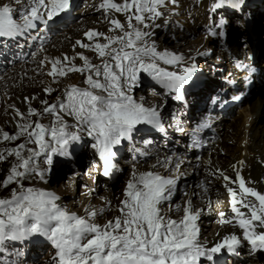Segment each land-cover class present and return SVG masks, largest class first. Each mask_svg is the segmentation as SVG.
<instances>
[{"label": "snow or ice", "instance_id": "obj_1", "mask_svg": "<svg viewBox=\"0 0 264 264\" xmlns=\"http://www.w3.org/2000/svg\"><path fill=\"white\" fill-rule=\"evenodd\" d=\"M176 2L101 0L97 10H103L113 26L109 31L115 33L119 30L120 34L107 35L92 29L84 34L91 43L78 40L76 44L94 51L102 62L93 64L83 53L77 54L83 61L80 66L73 63L76 57L64 56L62 60L47 61L51 65L47 75L54 81L75 72L85 76L87 87L69 85L64 90V99L58 103L49 105L48 101H43L46 105L43 113L29 108L30 116L52 115L54 119L50 125L29 122L18 125L17 135L2 133L4 141L17 140L25 135L27 140L16 148L0 152V160L7 156L17 159L3 181V187L17 183L19 189H13L9 198H0V264H12L3 257L9 243L33 237L51 243L55 249L54 264H201L202 259L213 261L222 250L235 253L242 241H247L253 251H264V194L246 186L239 172L238 190L228 187L234 216L225 218L223 212L219 216L224 225H232L235 221L243 230L242 237L236 234L225 236L210 248L200 242L197 222L201 211L193 209L191 199L183 206L169 204L168 212L184 213L179 218H173L163 210V205L172 200L178 181L185 175L180 171L183 163L180 158L175 162L172 157L157 159L150 170H134L117 209L119 215L103 225L95 222L97 211L86 209L87 215L79 216L58 204L59 197L55 194L25 188L22 184V180L31 174L47 182L45 176L51 168L38 170L37 158L43 155L45 163L51 166L54 157H69L70 148L81 141V133L94 141L92 147L103 162L102 174L109 177L117 170L114 149L124 141H132L141 125L163 131L157 106H145L142 101L134 99L131 92L139 86L142 73L169 93H175L177 100L183 99L185 86L192 85L198 70L196 64L183 67L181 71L162 67L161 63L179 65L184 57L158 50L154 42H149L152 33L144 31L159 27L154 21L163 16L161 9ZM244 3L245 0H215L211 11L226 7L238 10ZM73 7L74 0H28L20 13L22 22H18L9 6H0V46L37 29L38 23L48 25ZM115 13L123 14L125 23L116 18ZM210 34L216 35L214 31ZM45 91L51 93L53 89L49 87ZM17 115L23 118L19 110ZM65 117H71L75 123L69 124ZM28 143L36 147L28 148L30 155L25 157L23 150ZM198 143L193 140L194 145ZM159 168L169 174L161 173ZM221 175L225 181L230 179L223 173Z\"/></svg>", "mask_w": 264, "mask_h": 264}, {"label": "bare ground", "instance_id": "obj_2", "mask_svg": "<svg viewBox=\"0 0 264 264\" xmlns=\"http://www.w3.org/2000/svg\"><path fill=\"white\" fill-rule=\"evenodd\" d=\"M12 1L14 0H6V4L11 5ZM20 1L23 3L21 8L27 6L28 0ZM77 1L82 4L76 10L79 19L75 23H72L68 29L64 30V32H67L64 36H62L63 32L61 33L62 35L59 36H55L53 33H48L44 36V45L42 44L39 52H35V57L32 58L36 62H40V64L35 62L29 65L30 62L26 61L25 63L21 62L16 66L17 70L13 69L14 73L18 76L17 86L13 87V89H9V93L14 91L15 96L11 100H8L4 96V106H2L4 110L1 115L4 117L8 115L13 116L16 119L17 125L28 122V119L32 117L28 112L29 108H34L36 102L35 97L38 92H42L44 96H52L60 89L61 93L53 100V104H56L59 100L64 99V90L69 85L87 87L84 83L85 76L75 72H70L65 77H58L57 80L54 81L52 77L47 75L51 69V65L47 63L48 60L54 58H60L62 60L64 56L76 57L73 63L80 66L83 64V61L77 56V54L83 53V55L88 57L93 64H100L102 62L101 58H99L94 51L87 48H81L76 44V41L79 40L91 43L87 40L84 34L92 29L103 32L107 35L120 34L119 30H116L115 33L109 31L113 26L109 24L103 10H97V6L101 3V0H85L82 3L81 0ZM116 2L119 3L122 2V0H116ZM214 2L215 0H177L175 4L168 3L166 7L161 9L164 13L163 16L154 21V24L159 25V27L144 29V31H150L152 33L149 42H154L158 50H167L184 57V61L179 65H164L161 63L162 67H165L170 71H181L183 67L189 66L192 63H195L196 66L200 63V66L204 65L202 71L204 77L202 79L198 78L197 80L199 81L197 84L195 83L197 80L194 81L193 83L195 86L192 88L185 86L186 92L183 91V99L181 100L175 99V93H169L157 83L155 84L158 86L157 91L159 93L157 95L161 98L166 94L171 101L170 103H174L173 112L169 111L171 109L165 108L163 103L156 99V95L151 96L150 99L149 96L147 99V94L145 96L140 93L136 98L133 95L134 99L138 102L142 101L145 106H157L160 111L161 123L170 120V124L174 126V129L178 128L177 130L179 131H187V133L184 134L185 136L176 138L182 141H189V137H193L190 141H193L194 139L198 140L200 142L198 145L201 147L200 151H206V155H204L202 159L196 157L192 159L181 157L179 155L181 147L175 143V139L173 140V134H170L167 128V137L163 138V136L159 134L156 135L163 139L154 137V140H160L157 146L153 143L146 147H142V151L147 156L142 157L145 154H139L134 151L132 154L136 155H133V164L129 161L127 162L124 158V161H122L124 166L130 165L132 168L131 171H129L128 181L131 179L134 170L139 172L150 170V166L155 164L157 159L164 160L166 157H172L174 162L177 158L182 159L183 163L180 171L185 174H190L192 177V183L187 186V190L185 189L186 196L184 199L182 198L183 200L181 202H168L167 207L165 206L166 202L163 205V210L168 212L169 204L172 206H183L185 201L191 199L193 209L201 211L200 218L197 222L200 228V242L209 248L222 241L225 236L236 234L237 236L242 237L243 230L236 225L235 221H233L232 225H224L220 223L221 217L219 216V213L221 212L225 213V218H232L234 216L231 212V195L228 192V187L238 190V172L239 176L243 177L245 180L246 186L252 187L264 194V87H259V90L257 91L258 95L250 99L248 114L235 115L231 119H228L227 117L218 118L212 122L211 130L209 132H202L199 127L193 125L194 122L191 120V117L196 118V114L199 116L205 114L207 104L204 103V97L208 92L212 90L214 92L219 81L226 78L227 74H230V72L227 73L224 71V67L228 64L226 57L229 50L237 52L241 49L243 50L247 48L242 42V39H245L248 44L253 43V46L259 53V56L257 57L259 62V57L263 55L262 53L264 50V0H245L241 10H233L226 7L213 12L211 11V5ZM114 15L122 23H125L126 18L123 14L115 13ZM243 17L250 20L248 27L245 26ZM67 23L68 21H66L65 24ZM221 23L222 26H220ZM231 23L241 24V30H236L234 31V34L230 35L231 32H229L228 28H230ZM190 26H192V29L198 33L195 38L188 36L187 39H181L182 41L179 44H171L169 41L171 35L175 33H180L179 35H187ZM57 28L58 25L52 26L51 31L53 32ZM161 29L165 31L164 33L167 36L166 40H160L157 38V31ZM222 29L227 31L225 44L228 45V50L223 54H221L222 50H218L219 52L217 51V49H220L218 43L220 37L217 34L221 32ZM209 30L210 32L214 31L216 33L215 36H218L217 42H212L213 39L210 36L213 35L210 34ZM98 39L101 43L104 42L102 38ZM8 51L11 58L21 60L16 56L17 52L12 55L10 49H8ZM199 54H201L199 57L204 58V63H201L197 57ZM5 56H8V54ZM220 58L222 59L220 65L217 64V62H214V59L217 61L218 59L220 60ZM224 60L226 62H224ZM41 61H44V64H41ZM207 62L219 66L213 69L209 67ZM27 72H30V74ZM14 73L9 71L8 75L12 76ZM26 74L33 76L34 83H27V80L23 78ZM10 79L12 80L13 77ZM49 87L53 89L51 93L45 91V89ZM150 89L151 88H148V90ZM17 110L23 114V118L17 115ZM41 118H43V121L41 122H45L47 125H50L54 119L52 115H46V117L42 115ZM65 119L69 124L75 123L71 117H65ZM189 119L191 121H189ZM197 119L201 118L197 116ZM148 131L152 130L146 129L144 132ZM139 135L140 133L134 138V143H136ZM151 136L152 135L149 137ZM206 139L207 145L213 144L215 146V149H212L211 152L207 151L202 146ZM91 141L93 144L94 141L92 139ZM129 144L132 146L131 141H129ZM193 146L197 147V145L194 144ZM85 147L90 149L92 145L87 142H78L70 148L71 155L69 156V159H66L63 163L61 162V164H58L57 166L59 156H56L53 159L54 164L51 166L45 164L40 168L41 170H44L48 167H52L57 176L58 174L64 175L68 173V175L66 174V176H64V180L61 178L58 182L52 184V175L50 171L45 176L47 182L39 178L34 184V188L55 194L59 197V200L57 201L58 204L66 208L69 212L75 213L79 216H86V209L97 211L98 215L95 218V222L103 225L119 215L117 209L120 206V201L124 198L123 192L127 181L126 183L120 184L119 191L117 189L114 194H112L108 185L110 186L112 185V182L119 180L121 175L117 174L118 171H116V175L113 176L114 180L110 182V176L105 177L102 174L103 162L99 159L95 149L92 147L95 152L93 156L89 149ZM125 149L127 151L126 146L124 147L121 145L114 149L117 153L114 159L116 164H118L117 159L119 156L124 157L128 154ZM88 166L92 167L89 171V176L91 177L92 174L96 175L95 179L93 178V180H91L88 189H83L84 183L81 179H78V177L75 180H68V177L72 175L73 172H81V168L82 171H85ZM158 171L168 175V172H166L164 168H159ZM221 173L230 179L225 181ZM80 176L81 174L79 177ZM233 181H236V183H233ZM81 193L84 194L86 201L83 200L84 197H82L80 201L75 198L67 200L66 194L76 196ZM98 200L100 201L99 203H97ZM79 204L81 207L76 209ZM242 210L247 211L244 209ZM168 214L173 218H179L184 213L181 211L176 213L168 212ZM207 215L215 218L213 224L207 220ZM211 225H213V230H210L209 228ZM20 242L22 243V240L19 241L16 246L21 247L23 244H20ZM37 243L41 248V242L38 241ZM47 244L51 246L49 241L46 242V245ZM238 248L237 255L235 257L229 256L224 264H242L245 258L252 256V249L247 241H242ZM54 250L55 249H53V251ZM38 253L41 254L42 252L40 250L37 251L36 249L31 252L30 249V251L27 252L26 260L29 257H32V259H34V264H37L33 256H36ZM262 257L264 258V256ZM42 260L45 261L43 264H49L46 259H41L40 262ZM261 263H264V261H257V264Z\"/></svg>", "mask_w": 264, "mask_h": 264}, {"label": "rangeland", "instance_id": "obj_3", "mask_svg": "<svg viewBox=\"0 0 264 264\" xmlns=\"http://www.w3.org/2000/svg\"><path fill=\"white\" fill-rule=\"evenodd\" d=\"M83 1H85V0H81V3ZM77 3H79V2L77 1ZM22 4L23 3L20 0H14V1H12L11 5H7L6 4V0H0V6H4V5L9 6L12 9V14L15 16L14 18L18 22H22L20 20V13L25 8V7L21 8ZM80 5H82V4L79 3V5H75L73 7V9L71 10V14L78 15V13H76V10L80 7ZM69 17H70V14L68 12V13L62 14L60 17L55 18L56 21L54 20L52 22H49V25L51 27L54 26V25H58V28L55 31H53V32L50 31V32L53 33L55 36L56 35H58V36L62 35L61 34L62 32H63L62 36L66 35L67 32H64V30L68 29L72 25V23H75L79 19V17L76 16L75 19L70 21L71 24L70 23L65 24L66 21L69 19ZM249 18H250V16H249ZM243 19H245V17ZM42 26H43L42 23H38L37 29L29 30V32H26L23 35L25 38H22V41H24L25 44H23L21 46H25L27 51L22 49V51L19 52L20 57L19 56H17V57H19L21 60L16 59L15 57H14L15 59L9 57L8 49L5 50L2 53V47L0 48V56H2V58H3L2 65L0 66V85H1L0 86V131H1L0 132V152H3L5 149L16 148L20 144L26 143V140H27V136L26 135L25 136H21L19 139L13 140V141H4L2 139V133H4V132H7L9 135H17L18 132H19V127L16 124V119L13 116L8 115V116L4 117V116L1 115L2 111L4 110V108L2 106H4L3 105L4 96L8 100L13 99L14 96H15L14 91H11V93H9V89H13V87L17 86V77L18 76L14 73L13 69H16V66H18L21 62L25 63L26 61H29L30 62L29 65H31V64L36 62L32 58L35 57L34 53L35 52L38 53L40 48L42 47V45H40V43H39V41L42 38V31H41V29H43ZM192 28L193 27L190 26V28H189V30L187 32L188 33L187 35H184V34L179 35L180 33H175V34L171 35L170 38H169V41L171 42V44L176 45V44L181 43V41L183 39H185V38L187 39L188 36L191 37V38H195L198 35V33L195 32ZM241 28H242L241 24H238V23H234L233 24V23H231L230 24V28H228V30H229V32H231L230 35H232V34L235 33L234 31H236V30L240 31ZM164 32L165 31L163 29L157 31V38L160 39V40L161 39L162 40H166L167 36L165 35ZM209 32H210V30H209ZM210 37L213 39L212 40L213 43L218 41V37L217 36L213 35V36H210ZM11 50H13V49H11ZM1 53H2V55H1ZM7 54H8V56H5ZM23 54H27V57L26 58H22L21 55H23ZM199 56H201V54H199L197 57L199 58L201 63H204L205 62L204 58L199 57ZM214 62H217V64L220 65V63L222 62V59L220 58V60L218 59L217 61H216V59H214ZM224 62H226V61H224ZM36 63L40 64V62H36ZM207 63L209 65V67H211L213 69L219 66V65L215 66L213 63H209V62H207ZM201 68H203V67H201ZM9 71L11 73H14V74L12 76H9L8 75ZM27 73L30 74V72H27ZM28 74L24 75L23 78L25 80H27V83L28 82L30 84L34 83L33 76H31V75L29 76ZM12 77H13L14 80L10 79ZM141 77L145 80V77H148V76L146 74L142 73ZM5 78H6V81H5ZM148 81H150V82H148V84H151V83L156 84V82L151 80L150 77H148ZM14 84H15V86H14ZM156 87H157L156 85H153V86L145 85V87H144V85L140 84V86L133 88L134 89V93H133V89H132L131 95L132 96L134 95L135 98H136V96H138L140 93L144 94L145 96L147 94V99H148V96H149V99H150L151 96L156 95L157 96L156 99L159 100L161 103H163V106H165V108L171 109L169 111L173 112L174 103H170L171 101L169 100L168 96H166V94L164 95V97L160 98V96L157 95L159 92L157 91L158 89ZM148 88H151V89L148 90ZM60 93H61L60 89L57 90L56 93L53 94L52 96L51 95H48V96L45 95L44 96L42 92H38L36 94V97H35V101L36 102L34 104V108L33 107L32 108L35 109L39 113H43V109L46 107V105L43 103V101H48V104L51 105V104H53V100ZM43 115H44V117H46V115H49V114H43ZM171 115H173V114H171ZM41 117H42V115H40V116H32V117H30L28 119V122H26V123H29V122L34 123L36 121H39L40 123H43V124L47 125L45 122H41V121H43L42 120L43 118H41ZM166 122H168L167 124H170V120L169 121H165V123ZM171 127H173V128H171ZM146 129H144L142 131V133H145L144 131ZM168 130H169L170 134H173V136H174L173 140L175 139V143L181 147V151L179 153V155L181 157H185V158L187 157V158H191V159L196 157V158H201L202 159L204 157V155H206V151L205 152L200 151L201 147H199V145H197L198 148L196 146H193V147L189 148L186 145L187 143L186 144L184 143L186 141H182L180 139L179 140L177 139L178 137L185 136L184 134H186L187 131H179V130H177L175 132L174 131V126L172 124H170V127H168ZM136 133H134V134H136ZM81 136H82V139H81L80 142H87V143H90L92 145V141H91L90 137H88L84 133H81ZM155 142L158 145V142H160V140L159 139L158 140H154V144H156ZM151 144H153V143H151ZM137 145L141 146L139 143ZM121 146L125 147V144L123 143V144H121ZM34 147H35V145L31 144V143H28L26 145V148L23 150V154L25 155V157L30 155V153L27 151V149L28 148H34ZM142 147L139 148V149L142 150ZM85 148L89 149L88 147H85ZM212 149H214V148H212ZM212 149H209L207 151L211 152ZM89 151L94 156L95 152H94V149L92 147H90ZM125 151H126V149H125ZM126 152H128V154L126 156H124V157L123 156H119L118 157V159H117V163L118 164H116V165H118V167L121 165L119 167L120 172L118 171V173H117V174L121 175V178L119 180H117V181L112 182V185H110V186L108 185V188H109L110 191H112V194H114V192L117 189L119 191L120 184L126 183L128 177H129V171H131V169H132L130 165H125L124 166V164L122 163V161H124V159H125V160H127V162L129 161L130 163L133 164V161H134V158H133L134 156L133 155L134 154H132V152L129 151V150H127ZM66 159H69V157H59V162L57 163V166H58V164H61V162L63 163ZM16 162H17V159H16L15 156H7L6 159L0 160V198H9L11 196V193H12L13 189L19 190L17 183H12L8 187H3V181L10 174L11 167ZM45 164H46L45 163V157L43 155L37 158L36 167H37L38 170H41L40 168L43 167V165H45ZM91 166H88V168L85 171H82V168H81L80 169L81 172H78V173H77V171L73 172V174L68 177V180L69 179L70 180L71 179L75 180L78 177V179H81L83 181V183H84V188L83 189H88L90 187L91 180H93V178L95 179V177H96V175H94V174H92L91 177L89 176L90 175L89 171L92 168ZM73 171H75V170H73ZM66 174L68 175V173H66ZM66 174H64V175L58 174V176H57L56 172H54L52 167H51V175H52L51 183L55 184L61 178L64 180V176H66ZM80 174H81V176L79 177ZM167 174H169V172ZM92 176H94V177H92ZM38 180H39V176L38 175L31 174V175L27 176L25 179L22 180V184H23V186L25 188H28V187L34 188V184ZM191 183H192V177H191L190 174H185L184 176H182L181 179L178 181L176 192L173 195L172 200L170 201V203L181 202L186 196L185 195V191L187 190V186H189ZM66 196H67V200H71V199L75 198L76 200L80 201V199L82 197H84V194L81 193V194L76 195V196L75 195H71V194H66ZM83 200L86 201V198L84 197ZM99 202L100 201L98 200L97 203H99ZM165 206L166 207L168 206V202L166 203ZM77 207L78 208H76V209H79L81 207V205L79 204V205H77ZM206 218H207L208 221L211 222V224H213L215 222V218L214 217H210V215H207ZM212 227H213V225H211L209 227L210 230H213ZM34 238L35 237L30 238V239L33 240ZM38 241L41 242L40 245L43 247V249H42V247L40 248L38 246V243H37ZM18 242L19 241H14V242H11V243H9L7 245V248L5 250L7 258H6V256H4L5 254H3L4 259L11 261L12 264H34V259H32V257H29L27 260H26V257H27V251H30V249H31V252H32L33 250L36 249L37 251L40 250L42 252L41 254L38 253L37 254L38 256L37 255L33 256L35 258V262H37V264H43V262H45L43 260L40 262L41 259H44V260L46 259L49 262V264H54V262L52 261L53 260L52 258L55 255L54 251H53L54 248L51 245L52 248L49 249L50 245H48V244L46 245V242H47L46 239L41 238V239L37 240V238H36V241L32 244L31 248H30V246L24 248V246H25L24 242H22V243L20 242V244H23L24 246L22 245L21 247L20 246L14 247L16 244H18ZM10 248L11 249L15 248V249L11 250ZM7 250H9V251H7Z\"/></svg>", "mask_w": 264, "mask_h": 264}]
</instances>
